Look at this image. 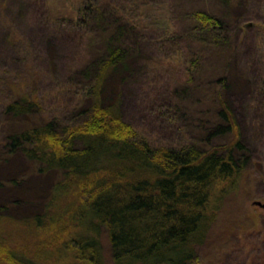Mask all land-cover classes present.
I'll return each mask as SVG.
<instances>
[{"label": "trees", "instance_id": "16d2710c", "mask_svg": "<svg viewBox=\"0 0 264 264\" xmlns=\"http://www.w3.org/2000/svg\"><path fill=\"white\" fill-rule=\"evenodd\" d=\"M62 1L69 12L41 0L32 17L50 44L66 42L72 56L57 76L59 112L44 114L34 95L45 80L30 67L21 83L30 79L34 92L11 80L2 100L0 264H212L202 263L203 249L251 162L226 93L250 83L256 100L264 99L261 44L237 42L245 24L230 13L243 0H219L224 10L216 13H178L167 0ZM246 1L250 17L258 15L248 33L264 26V0ZM2 30L0 55L13 45L23 61L39 58L21 32ZM242 46L247 70L240 71ZM213 52L224 53L223 65L193 85ZM128 83L176 142H150L125 120ZM192 91L199 94L195 121L188 117ZM258 121L264 125V117ZM261 226L243 229V264H264Z\"/></svg>", "mask_w": 264, "mask_h": 264}, {"label": "rangeland", "instance_id": "374dc122", "mask_svg": "<svg viewBox=\"0 0 264 264\" xmlns=\"http://www.w3.org/2000/svg\"><path fill=\"white\" fill-rule=\"evenodd\" d=\"M40 1L41 0H0V5L5 7V15L0 16V19L3 20L1 25L5 29L2 30L0 27V32L1 30L2 33L6 32V28L9 29V26L13 31L21 32L27 44H32L37 48L36 54L38 52L39 56V58L36 57L35 62L31 61L33 63L27 60L23 61V55L18 54V46L15 47L11 45L12 47H10L6 45L7 47H4L5 50L2 51V55H0V124L2 121V100L7 91L13 87L10 83L11 80L16 82L13 83L16 84L14 86H19L24 90L34 92V85L30 79L27 78L25 80L26 83H21L22 80L31 75L29 67L33 74H35V72L39 73L45 80L44 83L38 82V93L36 92L34 95L43 99L41 102L44 114L49 115L59 112L57 108L62 104V101L59 103L58 96H56L55 93L56 84L58 82L57 76H60L59 70L62 71L63 67L69 65L72 56L66 42L56 40L50 44L46 38L48 36L46 30L43 27H39L32 20L35 9L42 4ZM167 1L170 6L172 5V11L178 13L190 10L191 8H205L214 13L223 9L219 0ZM50 2H52L55 13L60 11L62 13L69 12L68 5L62 0H50ZM243 2V6L234 7V9L230 11L234 17L241 18V22L245 24L243 25V33L240 32L241 30L237 32L236 41L239 42L242 41L244 37H248V44H261L260 47H262L261 49L264 54V32L260 31L256 34L257 27L264 28V26L257 24L258 26H253L248 33L244 32L247 30L246 27H250L253 21L257 19L258 15L255 17L256 19H252L250 13H252L253 10H251L248 1L243 0ZM32 6H34L33 9ZM165 7L166 6L161 4L158 9L163 8L164 11ZM167 7L170 10V7ZM158 9L149 11L148 13H158ZM259 10L263 11L261 8ZM167 11L168 9L166 12ZM262 14H264V11ZM157 19L159 22L162 20L160 17ZM46 43H49L53 51H48L50 48L46 46ZM147 46L148 45L144 44L145 48ZM146 49L147 51L149 50L148 47ZM242 52L243 54L238 52L239 55L235 57L236 62L234 65L236 69L240 71L247 70L245 64L248 56L244 53V50ZM222 54L213 52L212 58L208 54L206 57L207 63L209 62L208 67H205V72L199 73L196 76L198 82L195 81L193 85H198L199 81L201 84H205L203 81L207 79V75L210 74V72H214V65H218V68H221V65H223L222 61H224ZM221 57L223 59H221ZM50 64L54 65L53 69L55 71L52 70L50 72V68H52L49 67ZM55 65L57 68H55ZM236 69L233 68L231 73L233 72L236 74ZM44 71H46L45 73L48 75L44 74ZM219 72L220 69L216 73ZM44 75L46 76L44 77ZM245 80L247 79L243 78V81ZM167 81H169V76L167 77ZM27 83H30L29 86L31 85V88L27 86ZM201 84H199L198 87H200ZM136 91V83H128L124 87L123 113L125 120L135 127L140 134L146 136L147 140L150 142L156 144L167 142L168 140L170 142H176V140H173V137L171 138L170 128L161 121L158 122L154 120V118L149 117L147 111L145 110L144 112L143 106L136 102ZM252 91L250 83H242L240 87L234 86L226 93V99L238 121L241 140L251 156V162L250 167L244 174V179L241 180L238 191L226 201L224 207L218 213L212 231V238L209 240L210 243L203 249L204 251L201 257L202 263L211 261L212 264H218L221 260V263L224 264H243V229L245 227L252 230L258 229L259 226L262 225L260 218L264 216V209L252 204V202L254 200H259L264 203V125L262 126L258 121L261 117H264V99L257 101L258 98L255 92ZM195 92L196 91H192L191 94H189L191 97L187 98L190 102V104L187 105V107H189L188 117L193 121L197 120L198 116L201 115L199 112L195 113L198 108L196 100L199 99V94ZM261 227L264 230V226ZM249 239L252 242L256 239V236L252 235ZM218 253H220V255H218Z\"/></svg>", "mask_w": 264, "mask_h": 264}, {"label": "water", "instance_id": "95a60500", "mask_svg": "<svg viewBox=\"0 0 264 264\" xmlns=\"http://www.w3.org/2000/svg\"><path fill=\"white\" fill-rule=\"evenodd\" d=\"M252 204L257 205V206H260V207H262V208L264 209V203H262V202L259 201V200H254V201L252 202Z\"/></svg>", "mask_w": 264, "mask_h": 264}]
</instances>
